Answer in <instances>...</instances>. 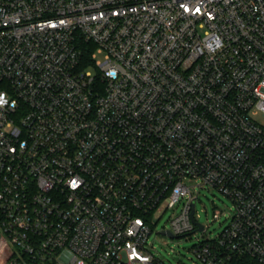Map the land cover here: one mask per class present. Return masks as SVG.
<instances>
[{
  "label": "built area",
  "instance_id": "2783aa9c",
  "mask_svg": "<svg viewBox=\"0 0 264 264\" xmlns=\"http://www.w3.org/2000/svg\"><path fill=\"white\" fill-rule=\"evenodd\" d=\"M165 204L199 264H264V0H0V264H166Z\"/></svg>",
  "mask_w": 264,
  "mask_h": 264
},
{
  "label": "rangeland",
  "instance_id": "374dc122",
  "mask_svg": "<svg viewBox=\"0 0 264 264\" xmlns=\"http://www.w3.org/2000/svg\"><path fill=\"white\" fill-rule=\"evenodd\" d=\"M86 69L92 74L97 71L92 65ZM232 206V201L216 188L201 190L199 199L196 201V212L199 215V221L207 226L209 237L217 236L228 225ZM179 211L180 206L166 208V204L156 211L153 222L154 231L150 236L152 251L158 254L166 264H199L194 247L203 238V233L197 231L177 237L161 233L163 229L169 228L170 219ZM216 212L219 213V218H215Z\"/></svg>",
  "mask_w": 264,
  "mask_h": 264
},
{
  "label": "trees",
  "instance_id": "16d2710c",
  "mask_svg": "<svg viewBox=\"0 0 264 264\" xmlns=\"http://www.w3.org/2000/svg\"><path fill=\"white\" fill-rule=\"evenodd\" d=\"M252 263H253V264H257V263H255V262H253V261H250V264H252Z\"/></svg>",
  "mask_w": 264,
  "mask_h": 264
},
{
  "label": "water",
  "instance_id": "95a60500",
  "mask_svg": "<svg viewBox=\"0 0 264 264\" xmlns=\"http://www.w3.org/2000/svg\"><path fill=\"white\" fill-rule=\"evenodd\" d=\"M201 228H202V227H201ZM167 234L172 236V234H171L170 232H168Z\"/></svg>",
  "mask_w": 264,
  "mask_h": 264
}]
</instances>
